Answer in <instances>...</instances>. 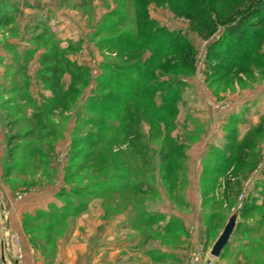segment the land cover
I'll use <instances>...</instances> for the list:
<instances>
[{
	"label": "rangeland",
	"instance_id": "obj_1",
	"mask_svg": "<svg viewBox=\"0 0 264 264\" xmlns=\"http://www.w3.org/2000/svg\"><path fill=\"white\" fill-rule=\"evenodd\" d=\"M24 1L28 11L0 27V57L7 51L19 61L0 58L2 180L22 195L59 201L48 216L24 221L44 263L264 264V200L252 193L264 185V39L263 51L238 67L223 61L235 44L226 24L260 0ZM157 29L191 46L146 65L158 84L167 81L157 105L176 88L178 108L149 109L152 96H144L119 113L110 100L128 81L113 86L109 70L146 62ZM55 53L71 65L60 87L42 71L51 65L43 57ZM180 72L185 85L168 82ZM96 95L109 111L97 108ZM94 119L112 127L101 132ZM233 217L236 229L215 258ZM6 223L0 218V228Z\"/></svg>",
	"mask_w": 264,
	"mask_h": 264
},
{
	"label": "trees",
	"instance_id": "obj_2",
	"mask_svg": "<svg viewBox=\"0 0 264 264\" xmlns=\"http://www.w3.org/2000/svg\"><path fill=\"white\" fill-rule=\"evenodd\" d=\"M20 2H13L11 0H0V27H7L13 25L18 17L23 15L24 9L29 4L24 1ZM254 6V5H253ZM248 13V17L246 14ZM226 28L227 37L234 41V45H232L228 50L225 51L224 49V62H229L228 66L231 67H238L247 57L250 59L254 55H259L263 49V39H264V0H260L256 7L250 9L248 11L245 10L241 13H238ZM236 19L237 22H236ZM220 21V19H219ZM207 24V23H206ZM220 23L216 25H212L210 29H208V33L215 31ZM207 27V25H204ZM248 28V29H247ZM166 39L168 41H166ZM241 42L240 45H237ZM147 43L152 47L151 55L146 60V62L142 63V60L139 61L140 63H115L113 69L109 70V74L115 78V83L113 86H119L122 84L121 82H127V87L120 89L121 96L116 97L110 100L111 104L116 103V107H118L119 113L131 110L129 104L132 102H136L138 97L144 96H152V101L149 104V109H171L176 111L178 99H179V90L171 88L168 93L161 95L162 97V104L160 106L156 103V94L159 87L165 86L167 81H162L158 84V77L155 75V72L150 69V67H146L147 64L152 61L157 55H163L164 52L167 53H174L176 56L184 55L186 52L191 50L190 44L187 43L185 38L182 37H173L170 32H163L162 30H155V32L147 37ZM217 48V47H216ZM227 50V49H226ZM264 52V51H263ZM52 60L46 59L45 56L43 57V62H49L51 65L48 67H43L42 71L44 70L46 74H49L47 78H45L46 82H55L58 86L60 85V80L62 73L65 70H68L71 65L70 62H63L62 60L57 57V54H54ZM165 59L164 57H162ZM65 61V60H64ZM168 62V60L166 61ZM124 64V65H123ZM69 67V68H68ZM187 72H192L193 64L191 60L188 62V66L186 68ZM177 72V70H175ZM43 73V72H42ZM179 75V76H177ZM75 77V76H74ZM185 76L182 73H171L168 75V82L171 83L173 80L181 81L185 85L183 78ZM77 76L74 80H77ZM150 80H147L149 79ZM147 80V81H146ZM175 80V81H176ZM60 87V86H59ZM99 89H102L101 87ZM61 90V88H60ZM76 88L71 87L69 91L64 93V95L68 98L72 96ZM97 101L95 104L98 105V109H103V111H109L111 108L108 102H106L105 96L96 95ZM182 100V99H181ZM100 101L101 104H100ZM104 102L106 104L104 105ZM130 102V103H129ZM122 122V120H120ZM93 123L100 127L101 132L109 130L112 126L106 124L104 120L100 123H97V120L94 119ZM122 124V123H121ZM254 199H250L249 204H253Z\"/></svg>",
	"mask_w": 264,
	"mask_h": 264
},
{
	"label": "crops",
	"instance_id": "obj_3",
	"mask_svg": "<svg viewBox=\"0 0 264 264\" xmlns=\"http://www.w3.org/2000/svg\"><path fill=\"white\" fill-rule=\"evenodd\" d=\"M11 1L18 2L20 0ZM29 10L32 11V9ZM27 11L28 10H25V12ZM1 54L0 58L8 60L9 66L19 64V61L13 58L12 53L5 51V53ZM2 142H5L4 135L2 137L0 136V167L2 169V173H0V218L4 217L7 223L4 225V228H0V264H40L39 261L44 263L45 258L41 256L40 251L32 245L30 231L26 233L24 229V221L29 218L36 219L48 216L47 214L54 211L55 206H60L59 201H57V199H49L45 202L44 199L38 197V195H36V197H29L27 196L28 193L22 195L18 190H15L8 184L5 185V181L2 180L4 178L5 166L1 161L5 156L6 144H2ZM263 187L264 185L257 184L254 189L260 188L257 190L259 193L257 191L252 192L260 202L264 200ZM252 188L253 186H250L249 190H252ZM179 218L180 221L184 222V226L188 231L190 228L188 219L183 217ZM204 228V219L202 218L200 221L197 220L196 229L193 230V232H195L193 237H201L204 233ZM37 253H39V255H37Z\"/></svg>",
	"mask_w": 264,
	"mask_h": 264
},
{
	"label": "water",
	"instance_id": "obj_4",
	"mask_svg": "<svg viewBox=\"0 0 264 264\" xmlns=\"http://www.w3.org/2000/svg\"><path fill=\"white\" fill-rule=\"evenodd\" d=\"M236 226H237V220H236V217H233L232 219L228 221L223 232L221 233L216 243L214 244L211 250V253H210L211 256L215 258L221 257L222 251L230 242V239L236 229Z\"/></svg>",
	"mask_w": 264,
	"mask_h": 264
}]
</instances>
